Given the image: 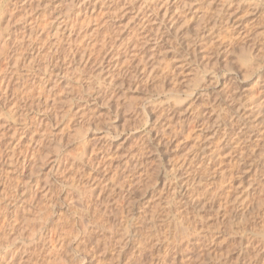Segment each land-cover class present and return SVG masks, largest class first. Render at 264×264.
Here are the masks:
<instances>
[{
    "label": "rangeland",
    "instance_id": "1",
    "mask_svg": "<svg viewBox=\"0 0 264 264\" xmlns=\"http://www.w3.org/2000/svg\"><path fill=\"white\" fill-rule=\"evenodd\" d=\"M1 33L0 264H264V0H0Z\"/></svg>",
    "mask_w": 264,
    "mask_h": 264
},
{
    "label": "bare ground",
    "instance_id": "2",
    "mask_svg": "<svg viewBox=\"0 0 264 264\" xmlns=\"http://www.w3.org/2000/svg\"><path fill=\"white\" fill-rule=\"evenodd\" d=\"M2 17H3V16H2ZM10 23H11V22H10ZM3 26H4V25H3ZM32 28H33V27H32ZM34 28H35V27H34ZM63 28H64V27H63ZM158 29H160V28H158ZM30 32H31V31H30ZM32 33H33V32H31V34H32ZM59 33H60V32H59ZM22 34H23V33H22ZM31 34H30V35H31ZM0 35H1V37L3 36L2 33H1ZM23 35H24V34H23ZM28 35H29V33H28ZM28 35H27V36H28ZM12 37H13V36H12ZM12 37H11V38H12ZM3 38H4V36H3ZM25 39H27V38H25ZM19 44H20V43H19ZM21 44H22V43H21ZM26 44H27V43H26ZM4 45H5V44H4ZM1 46H2V45H1ZM29 46H30V45H29ZM2 47H3V46H2ZM2 49H3V48H1V51H2ZM34 50H35V49H34ZM53 50H54V49H53ZM19 51H20V50H19ZM19 51H18V52H19ZM5 52H6V51H5ZM21 52H22V51H21ZM0 53H1V52H0ZM33 53H34V52H33ZM38 54H39V53H38ZM12 55H13V54H12ZM21 55H22V53H21ZM244 55H245V54H244ZM244 55H243V56H244ZM56 56H58V55H56ZM247 57H248V55H245L244 57L241 58V59L244 60L243 62L246 63V61H247ZM18 59H19V58H18ZM20 59H21V58H20ZM33 59H34V58H33ZM245 60H246V61H245ZM15 61H16V58H15ZM31 61H32V60H31ZM31 61H30V62H31ZM7 63H8V62H7ZM16 63H17V61H16ZM16 63H15V66H16ZM8 65H10V64H8ZM52 65H54V64H52ZM38 66H39V65H38ZM16 67H17V66H16ZM29 67H30V66H29ZM45 67H46V66H45ZM14 69H15V68H14ZM35 69H36V68H35ZM46 69H47V68H46ZM12 71H13V70H12ZM15 71H16V70H15ZM14 76H15V75H14ZM17 79H18V78H17ZM7 82H9V81L7 80ZM43 83H44V82H43ZM6 85H7V84H6ZM8 85H9V84H8ZM26 85H27V84H26ZM20 88H21V86H20ZM18 89H19V88H18ZM16 90H17V89H16ZM23 90H24V89H23ZM27 90H29V89H27ZM29 92H30V91H29ZM22 93H25V92H22ZM25 94H27V93H25ZM23 98H24V97H23ZM3 99H4V98H3ZM26 104H27V103H26ZM22 106H24V105H22ZM10 108H11V107H10ZM13 109H14V108H13ZM23 129H24V128H23ZM26 187H27V186H26ZM15 192H16V191H15ZM15 192H14V193H15ZM6 194H8V193H6ZM9 194H10V193H9ZM24 195H25V194H24ZM13 197H15V196H13ZM5 216H6V215H5ZM2 224H3V223H2ZM7 227H8V225H7Z\"/></svg>",
    "mask_w": 264,
    "mask_h": 264
}]
</instances>
